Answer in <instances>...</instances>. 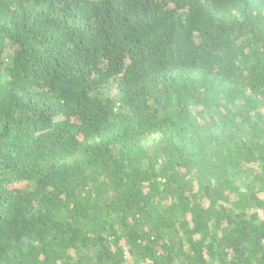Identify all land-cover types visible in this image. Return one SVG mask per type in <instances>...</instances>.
Masks as SVG:
<instances>
[{
    "label": "trees",
    "instance_id": "16d2710c",
    "mask_svg": "<svg viewBox=\"0 0 264 264\" xmlns=\"http://www.w3.org/2000/svg\"><path fill=\"white\" fill-rule=\"evenodd\" d=\"M0 264H264V0H0Z\"/></svg>",
    "mask_w": 264,
    "mask_h": 264
}]
</instances>
